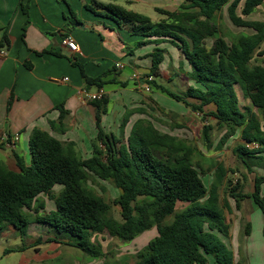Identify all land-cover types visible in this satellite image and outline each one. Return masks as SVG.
I'll return each mask as SVG.
<instances>
[{
  "label": "trees",
  "instance_id": "obj_1",
  "mask_svg": "<svg viewBox=\"0 0 264 264\" xmlns=\"http://www.w3.org/2000/svg\"><path fill=\"white\" fill-rule=\"evenodd\" d=\"M242 3V15L248 17L264 0H184L175 11L157 9L163 16L159 22L116 4L94 2L87 8L119 26L128 25L133 36L146 39L140 46L157 45L150 55L148 77L161 76L160 66L167 50L160 45L169 43L181 52L191 66L194 86L177 94L159 86L154 79L147 83L194 113H202L204 122L215 120L217 127L226 131L216 151L234 137L242 139L233 152L248 173L254 175L253 192L244 193L238 181L229 196L237 209H241L245 199L253 200L264 216V60L254 63L256 56L264 57V21L239 16ZM96 7L104 12H97ZM226 7L232 24L252 33L226 40L218 24V14ZM24 11L28 14L26 8ZM208 40L213 41L211 45ZM10 44L9 37L4 35L0 49L9 48ZM110 73L95 79L84 76L88 86L102 88L107 83L104 77ZM237 87H241L252 108L241 106ZM92 105L96 108L99 131L92 144V157L83 159L75 143L61 142L50 133L35 129L29 142V166L19 155H15L19 172L0 161V231L13 226L26 236L31 224L46 225L58 236L49 238L48 243L63 244L89 258L100 259L104 253L92 242L94 234L108 232L123 242H131L156 227V238L144 253L136 255L134 264H209L210 260L216 264H236L233 252L223 240L229 238L231 229L227 217L231 213L229 201L225 199L221 204L225 168L217 166L216 181L208 187L204 181L206 171L194 160L196 148L192 144L162 133L146 119L137 120L126 139L107 134L101 128L107 99ZM208 106L214 109L206 114L204 109ZM253 108L261 111V118ZM59 110L60 118L51 126L56 128L58 124L63 130L67 111L63 106ZM136 111L145 112L142 108ZM129 118L125 117L123 127ZM214 130L210 124L203 126L207 149L213 148ZM96 178L112 183L119 191L114 206L120 208V218L115 217L113 205L88 186ZM56 185L63 187L58 195L53 194ZM42 196L55 201V210L46 212ZM178 203L186 204L179 212ZM32 212L34 221L29 215ZM170 217L172 221L167 222ZM244 231L250 235V223L245 224ZM42 240L40 237L37 246Z\"/></svg>",
  "mask_w": 264,
  "mask_h": 264
},
{
  "label": "crops",
  "instance_id": "obj_2",
  "mask_svg": "<svg viewBox=\"0 0 264 264\" xmlns=\"http://www.w3.org/2000/svg\"><path fill=\"white\" fill-rule=\"evenodd\" d=\"M94 2L120 5L147 15L155 22V18L163 19L157 9L175 11L184 0H0V42L4 35L11 42L9 48L0 49L7 51L6 57L0 56V161L13 171L19 172L15 155L21 156L27 166L31 164L29 142L35 129L46 131L61 142L75 143L83 159L93 156L92 144L99 133L96 108L84 102L79 91L95 92L99 88L88 86L84 75L95 79L112 72L104 77L107 83L102 87L108 105L107 113L101 117V128L107 134H114L113 126L129 114L127 126L131 123V128L142 119L140 115L144 114L136 110L143 106L146 97H153L157 103L164 96L171 104L179 105L165 92L147 84L152 66L150 55L157 45L140 46L145 38L133 36L128 25L119 26L112 19L89 10L87 6ZM95 9L104 12L98 7ZM69 38L79 46V53L71 52L64 44ZM159 47L167 50L159 78L172 83L174 72L178 70L172 61V74H166L171 67L166 65L171 55L170 45L164 43ZM44 51L50 53L39 54ZM178 53L182 67L186 68L183 78L192 81L191 66L179 50ZM117 64L124 67L119 69ZM65 78L69 80L64 81ZM159 78L153 79L157 83ZM145 86H150L151 91H145ZM60 106L67 111L63 130L58 124L56 128L51 126V122H58L60 118ZM15 137L18 141L8 147L6 139ZM245 200L254 206L250 199ZM243 202L241 209L236 208L243 215L235 216L233 224L228 219L230 235L223 240L233 252L236 264H253L254 255L264 254V236L258 244L254 242L252 216L255 210L252 208L251 215L246 216ZM229 205L231 215L230 201ZM246 223L251 224L249 236L244 231ZM209 264L216 263L210 260Z\"/></svg>",
  "mask_w": 264,
  "mask_h": 264
},
{
  "label": "rangeland",
  "instance_id": "obj_3",
  "mask_svg": "<svg viewBox=\"0 0 264 264\" xmlns=\"http://www.w3.org/2000/svg\"><path fill=\"white\" fill-rule=\"evenodd\" d=\"M242 7L243 3L238 10V15L243 19L264 21V4L248 17L242 15ZM158 21L159 19L155 18V22ZM218 24L222 34L226 36V40L228 41L232 37L239 36L242 33H252L251 30L238 28L232 24L228 16L227 7L218 14ZM212 42V40H208V45H211ZM169 45V52H171V55H168L167 63H169L166 65L168 66L170 64L171 67H168V73H165L168 75L172 74V61L178 71L174 72L175 76L172 83H169V80L166 78H159L157 83L163 85V87L170 91L182 94L185 90H188L190 86H194V84L193 81H188L183 78L186 68L182 67L177 48L171 44ZM263 60L264 57L256 56L254 63H259ZM155 90L154 88V91ZM237 92L241 106L252 108L250 101L244 98L241 87H237ZM142 104L143 106H141V108L145 110L143 113L144 115H140L142 119L151 121L162 133H168L177 138L186 140L196 148L194 160L198 161L206 171L204 181L208 187L216 181L215 171L217 166L222 165L225 168L227 175L221 187V204L224 205L225 199L232 203L233 212L231 215L227 214V217L230 223L233 224L235 216H241L243 213L236 209L235 200L230 198V189L239 181L241 185L240 189L244 193L251 194L253 192L254 176L248 173L245 166L233 152L234 148L242 143V139L239 136L234 137L228 141L222 150L216 151L215 148L226 131L219 129L215 120L209 119L207 122H204L202 113H194L181 103L175 106L164 96L160 100H157V103H155L153 97H146ZM213 109L212 106H208L204 110L205 113L208 114ZM253 111L261 118L260 110L253 108ZM129 117L131 118L130 114ZM118 123L119 124L113 126L114 134L119 138L123 136L125 139L128 138L132 129L131 123L129 126L126 125L127 127H123V121L118 120ZM207 124L215 127L212 133V140L214 142L212 149H207L203 141V126ZM117 125L118 128H116ZM88 186L102 196L106 202L113 205L115 217L120 218V208L114 206V201L119 196V191L115 186L110 182L102 181L98 178L90 180ZM62 189L63 187L61 185H56L53 194L58 195ZM262 192L264 196V186ZM41 198L46 203V212L55 210L56 203L54 200H50L45 196ZM251 202L254 206L250 205L249 200L243 202L245 205L244 209H246L244 210V214L246 216L251 215V209L254 208L255 212L252 216L253 240L258 244L261 236H264V216L253 200H251ZM185 206L186 204L178 203L177 212L183 210ZM29 215L31 217L30 219L34 221L35 214L32 212ZM172 219L173 217L168 218L167 222H171ZM242 232V235H244L243 229ZM54 236H57V234L50 231L46 225L31 224L26 236L21 235L13 226H7L4 230L0 231V264H134L136 255L138 253H144L149 243L156 238L157 229L154 227L140 234L131 242H123L118 238L112 237L108 232L94 234L92 242L104 253V257L100 259L89 258L80 250L63 244L48 243V239L51 237L54 238ZM40 237H42L43 240L42 243L37 246V241ZM59 238H62V236ZM252 262L253 264H264V254L262 252L257 253L253 256Z\"/></svg>",
  "mask_w": 264,
  "mask_h": 264
},
{
  "label": "built area",
  "instance_id": "obj_4",
  "mask_svg": "<svg viewBox=\"0 0 264 264\" xmlns=\"http://www.w3.org/2000/svg\"><path fill=\"white\" fill-rule=\"evenodd\" d=\"M64 44L70 49L71 52L73 53H79V46L72 40V39H66L64 41ZM0 56L6 57L7 56V51L2 50L0 51ZM117 68L122 69L124 66L122 64H117ZM68 78H65L64 81H68ZM153 81V77L147 78V82ZM148 84V83H147ZM144 90L149 92L151 91L150 86H145ZM79 97L86 103H93L96 101H101L106 97V93L102 88H99L97 91L92 92L86 89H83L79 91ZM18 141V138L15 137L13 139H6L7 146L12 147L14 145V142Z\"/></svg>",
  "mask_w": 264,
  "mask_h": 264
}]
</instances>
